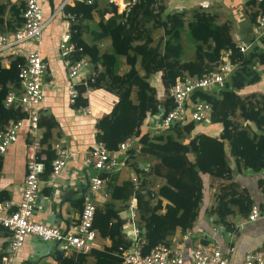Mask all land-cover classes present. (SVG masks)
<instances>
[{"label": "trees", "instance_id": "obj_1", "mask_svg": "<svg viewBox=\"0 0 264 264\" xmlns=\"http://www.w3.org/2000/svg\"><path fill=\"white\" fill-rule=\"evenodd\" d=\"M61 2L57 0L53 10ZM24 4L20 1L10 5L8 13L11 17L6 20L3 17L6 5L0 3V33H11L22 25ZM166 4V0H137L128 11L119 13L114 1L99 9L94 0L90 4L75 0L73 5H64L46 26L54 22L61 25L60 21L67 19L70 41L74 46L68 59L75 61L87 56L90 66L96 70L86 85H76L78 95L71 104L72 109L87 106L88 100L82 97L87 88H103L118 96L112 108L95 123V140L112 151L122 141L137 138L141 144L140 154L155 160L147 171L132 162L135 171L143 174L139 185L135 187L130 180L110 184L109 200L96 206L92 226L100 237L110 240V245L101 249L92 248L88 252L94 257L93 264H123L119 254L131 245L121 231L123 219L119 213L123 209L115 207L116 201L126 207L131 196L136 198L137 222L143 229V254L158 244H170L177 228L184 233L196 223L212 179L220 182L215 194L216 203L209 210L215 217V223L236 231L226 220L229 214L238 213L246 217L253 204L264 207V175L260 173L264 170V95H260V99L254 98L256 94L242 98L237 93L241 87L259 80V73L253 66L264 64V51L254 44L241 52L232 39L229 25L216 22V16L206 11H195L193 18L187 22L184 20V8L167 13L162 18ZM246 5L255 7L248 15L251 23H255L257 16L264 13V0H247ZM94 11L99 18L88 41L83 37L81 23L91 21ZM105 15L108 17L105 18ZM148 20H152L154 28L163 31L158 41L152 36L151 29L146 27ZM185 26L188 38L194 43L191 59L184 58L185 50L181 42ZM260 42L264 45V37ZM224 50L229 51V59L235 64L230 78L220 87L196 89L190 96L191 102L201 99L212 105L210 124L203 128L206 130L213 123H221L219 135L198 132L187 144H182L180 139H184L185 134H190L196 126L192 121L177 123L161 134L141 133L140 126L148 114L158 113L161 108L166 112L173 107L170 97L164 101L156 98V90L148 79L161 72V83L167 92L178 78L201 77L215 70ZM4 56L5 52H1L0 129L10 119L27 117L22 106L4 103L7 93L19 86L18 64L25 57L17 56L5 67L2 64ZM121 59L128 66L122 74L118 72ZM236 117L252 122L260 132H255L248 124H240ZM56 125L52 116L38 117V127L43 128V133L35 156L44 164L40 175L43 180L50 177L55 159V151L48 139ZM224 141H227L235 170L226 159ZM135 153L134 148L127 150L128 161L134 159ZM247 168L254 174H244L242 170ZM150 175L163 179L154 190L145 187L146 177ZM100 176L104 178L108 172ZM223 179L228 182H221ZM77 205L81 211L82 201ZM85 256L86 253L74 252L71 257L64 256L54 264H84Z\"/></svg>", "mask_w": 264, "mask_h": 264}, {"label": "crops", "instance_id": "obj_2", "mask_svg": "<svg viewBox=\"0 0 264 264\" xmlns=\"http://www.w3.org/2000/svg\"><path fill=\"white\" fill-rule=\"evenodd\" d=\"M20 1L25 2V0H0V3L6 5L3 14L4 19L7 20L11 17L8 13L9 6ZM39 1L42 3L44 16L47 18L50 17L55 11L53 8L57 0ZM95 1L97 2L99 0ZM213 1L194 0L193 2L189 1L191 3L187 5L181 4L184 6V9L193 6L206 8L210 3L212 5ZM246 1L219 0L221 7L215 10L224 9L229 14V17L224 21H218V23H227L229 25L230 34L235 43L242 41L249 44L250 47L256 44L264 51V45L260 42L264 34L259 37L255 29V23H251L248 17L249 13L255 10V7L247 6ZM107 2H110V0H107ZM73 3L74 1H71L67 4L73 5ZM115 3L118 4V12H120L123 7L122 1L115 0ZM94 13L95 11L93 12V19ZM107 17L108 15H105V18ZM58 23L54 22L49 25L44 30L39 41H27L6 51L2 59V64L7 67L10 60L17 56L24 58L29 51H38L46 64V71L43 77L44 98L39 105L38 113L39 116H52L57 122V125L52 130L51 138L48 139V143L53 146L56 142L62 141L70 149L71 153L65 166L61 168L59 173L54 177L50 176L47 180L42 179L39 185L33 219L63 230L66 229L68 224V230H71L78 221L81 212L80 206L77 203L82 201V206L84 203L85 198L80 199L82 189L85 187L92 173L89 167L83 162V157L93 147L96 141L95 123L99 117L112 108L118 100V96L113 91H107L103 88H87L82 94V97L88 100V104L81 108L87 107L86 109L89 112H86L85 109L78 110L71 108V103L67 95L70 81L67 76L64 59L60 56L58 49L60 34L67 29L69 22L63 18L60 21L62 24L58 25ZM81 24L83 25V37L87 40V25L85 21ZM95 27L96 24L94 28L89 30V34L92 35V30ZM253 68L259 73L260 78L257 82L245 85L237 91L242 98L250 94H256L254 98L260 99V95H264V64H255ZM99 69L100 67L97 70ZM127 69L128 66L121 59L119 61L118 72L122 74ZM93 73H96V70L89 66L79 75V78L87 82ZM160 74L161 72H157L148 80L150 85L156 90V98L162 101L164 98V88L161 83ZM254 98L253 100H255ZM236 120L242 125H250L255 132H260L252 122L244 121L239 117H236ZM219 125L221 123H213L212 126H209L205 130L203 128L205 124H196L190 134H185L184 139L188 142L198 132H206L217 137L222 129V125ZM140 131L141 133L148 131L150 135L157 134H153L145 122L140 126ZM42 133V127H39L35 135H31L23 128L18 133L17 142L8 146L3 153H0V198H2L0 205L4 206L3 213H9L17 208L21 197L22 182L26 172V161L30 155L40 148L39 141ZM36 142H38V146H36ZM224 146L226 159L232 167L234 160L229 154V148L227 150V141H224ZM135 152L134 159L130 161H128L127 154L122 155L120 158V166L116 170L108 172V176L104 177L103 189L93 195V201L96 206H101L109 200L110 184H120L126 180L132 182L131 179L133 177H136L139 183L141 182V176L143 174L137 173L131 163L135 162L140 169L147 171L146 168L149 169V166L155 160L150 156L140 154L139 150H135ZM242 172L247 175L254 174L248 168L243 169ZM260 173L264 175V170H261ZM148 178L149 176L146 177V182L149 180ZM214 182L216 183V181ZM221 182L227 183L228 180L223 179ZM151 190L154 189L151 188ZM211 190H215L213 185L209 189L206 201L202 204L201 213L196 223L190 228L191 234L189 237L183 239L185 232L183 233L177 228L170 238V241L175 239V244L177 242L182 244L184 264H189L192 261L193 246L195 243L202 242L203 240H206L207 243L219 245L221 251L228 259L227 264H241L246 251L264 246V215L252 222H246V217L243 215L238 213L229 214L226 220L231 223L232 227L236 228V231L229 230L223 224L215 223L214 215L209 212L211 207L216 203L215 194ZM87 192H89L88 187ZM115 207L123 209L119 213L120 218L123 219L121 231L124 239L131 242L130 226L128 225L129 212L126 207H123V203H120V201L115 202ZM218 226L223 227L224 230L217 228ZM214 227L217 229L215 230ZM227 231L232 232V234L229 235L226 233ZM9 238L10 232L0 226V264H54L62 257H71L74 254L72 251H64L61 258L57 259L52 242H43L36 236L28 235L22 247L16 251L14 260L7 262L5 249L8 246ZM108 245H110V240L99 236L93 248L101 249ZM93 262L94 257L92 254L86 253L84 264H93Z\"/></svg>", "mask_w": 264, "mask_h": 264}, {"label": "built area", "instance_id": "obj_3", "mask_svg": "<svg viewBox=\"0 0 264 264\" xmlns=\"http://www.w3.org/2000/svg\"><path fill=\"white\" fill-rule=\"evenodd\" d=\"M71 1L75 0H63L50 17L44 18L42 3L39 0H25L24 8L21 11L22 25L11 33H0V53L9 51L27 41H39L46 26L56 13ZM79 1L88 4L93 2V0ZM110 1L115 2V0ZM121 1L123 7L119 13L128 11L129 7L137 0ZM166 1L167 3L172 2L171 0ZM177 1L184 3L194 0ZM183 7L182 4L178 5V8ZM68 17L66 16V18ZM66 21L68 20L66 19ZM255 29L259 37L264 34V13L257 16ZM236 45L241 52L250 48L249 44L242 41ZM58 49L60 56L64 59L70 81L67 89L68 100L73 104L78 95L76 85L81 83L86 85V81L80 79L79 75L91 64L87 56L75 61L68 59L74 49L70 41L69 24L67 29L60 34ZM234 68L235 64L229 59V51L224 50L215 70L203 74L201 77L178 78L169 89L173 107L166 112L161 108L158 113L148 114L145 121L147 127L153 134H159L177 123L183 124L192 121L196 124H210L212 105L201 99L191 102L190 96L196 89L210 90L222 86L230 78ZM45 71L46 64L38 51H29L23 62L18 64L19 86L12 88L7 93L4 103L22 106L23 110L27 112V117L17 120L10 119L0 129V153L17 142L21 129L24 128L31 135H35L39 129L38 108L44 98L43 77ZM86 108H78V110L85 109L86 112H89ZM36 146H38V142H36ZM52 147L55 151V159L52 162L50 176L54 177L65 166L71 151L62 141L56 142ZM140 147L141 144L137 138L122 141L117 149L112 151L108 150L101 141H95L93 147L83 157V162L92 172L88 179L89 192L92 195L99 193L104 187V178L100 174L116 170L120 166L121 156L127 154V150L130 148L139 150ZM35 152L26 161V172L17 208L9 213H3L4 206L0 205V226L10 232L8 246L5 249L7 262L14 260L16 251L22 247L28 235L36 236L43 242L58 241L59 247L63 251L88 253L100 236L97 229L92 226L96 208L93 197H85L78 221L66 233L63 229L33 219L39 185L42 182L40 175L44 171V164L36 158ZM131 180L135 187L139 185V180L136 177ZM126 209L129 212L128 225L130 226L131 245L119 254L123 264H184L182 244L180 242L175 244V239L170 244H158L148 253L143 254L141 252V246L144 243L143 229L137 222V200L134 196L128 199ZM263 215L264 207L260 208L257 204H253L246 216V222H252ZM217 228L224 230L223 227L218 226ZM217 228L214 227L215 230ZM226 233L232 234L229 231ZM190 234L191 229L189 228L185 231L183 239L188 238ZM227 263V257L217 244L197 242L192 248V261L189 264ZM241 264H264V246L246 251Z\"/></svg>", "mask_w": 264, "mask_h": 264}, {"label": "rangeland", "instance_id": "obj_4", "mask_svg": "<svg viewBox=\"0 0 264 264\" xmlns=\"http://www.w3.org/2000/svg\"><path fill=\"white\" fill-rule=\"evenodd\" d=\"M95 1V0H94ZM172 2H169L165 5V10L162 14V18L165 17V15L167 13H173V12H176V11H180L178 9V5L181 4V2L175 0H171ZM193 2V1H192ZM97 5H98V8L101 9L105 6H107L109 4V2H107V0H99L97 1ZM191 2H184L183 4L184 5H187V4H190ZM117 6V10L119 8L118 4H116ZM218 7H221V4L219 3V0H214L213 1V4L211 5V3L209 4L208 7H201V6H193V7H190L188 9H184L186 11V14L184 15V20L185 22L191 20L193 18V13L195 11H206V12H209V13H212L216 16V22L218 21H224L226 20L228 17H229V14H227L224 9H221V10H215V9H218ZM98 19V15L95 11L94 13V19L92 21H85L86 25H87V35H86V38L88 41H90V34H89V30L94 28L95 26V22L97 21ZM153 22L152 20H148L146 22V27H148L149 29H151V32H152V36L154 37L155 41H158L160 39V37L162 36V29L161 28H154L153 26ZM181 42L183 44V47H184V50H185V55H184V58L185 59H191L193 57V53H194V43L188 38L187 36V29H186V26H185V29L181 32ZM161 75V74H160ZM163 92H164V100L165 99H168L169 98V91H164L163 89ZM162 100V101H164ZM221 126V125H219ZM180 142L182 144H187V140L185 139H180ZM227 150H228V147H227ZM234 163L232 164V167L233 169L235 170V167H234ZM235 172V171H234ZM149 180L146 182V189H156L157 188V184H160L162 183L163 179H161L160 177H156V176H153V175H150ZM219 184L220 182H214V180L212 179V185L213 187H215V190H211L212 193L216 194L217 193V189L219 187Z\"/></svg>", "mask_w": 264, "mask_h": 264}, {"label": "water", "instance_id": "obj_5", "mask_svg": "<svg viewBox=\"0 0 264 264\" xmlns=\"http://www.w3.org/2000/svg\"><path fill=\"white\" fill-rule=\"evenodd\" d=\"M87 187H88V182H86L85 187L82 189V192H81L82 195L80 196V199H83L85 197H93L91 192H87ZM67 230H68V224H67L66 229L64 230V232L66 233ZM53 248L56 251L57 259H60L64 251H63V249L61 247H59V242L58 241L53 243Z\"/></svg>", "mask_w": 264, "mask_h": 264}]
</instances>
